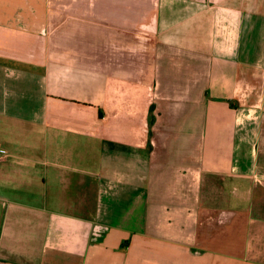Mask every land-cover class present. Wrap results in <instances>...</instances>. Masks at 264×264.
Wrapping results in <instances>:
<instances>
[{
	"label": "crops",
	"instance_id": "1",
	"mask_svg": "<svg viewBox=\"0 0 264 264\" xmlns=\"http://www.w3.org/2000/svg\"><path fill=\"white\" fill-rule=\"evenodd\" d=\"M84 1L0 0V264H264V0Z\"/></svg>",
	"mask_w": 264,
	"mask_h": 264
},
{
	"label": "rangeland",
	"instance_id": "2",
	"mask_svg": "<svg viewBox=\"0 0 264 264\" xmlns=\"http://www.w3.org/2000/svg\"><path fill=\"white\" fill-rule=\"evenodd\" d=\"M88 1L89 0H85L84 2H82L81 5H80L81 7H78L76 9H73V8L69 9L67 11L68 16H67V19H66L65 23L62 22L60 24H52V25H50L49 32L50 31L51 32H57L59 26H60V28H63V29L66 28L67 31L69 29H70L69 31H72L74 29V27L76 26L75 23L80 24V23H83L84 21H88L86 19V15L88 13ZM74 11H77V12L75 13ZM74 14H77V15H74ZM51 37H53V36L51 35ZM53 40L57 41V39H52V42H54ZM88 46H89L88 43H86V45L85 44L78 45L77 48H81L82 49V48L86 47L88 49Z\"/></svg>",
	"mask_w": 264,
	"mask_h": 264
},
{
	"label": "built area",
	"instance_id": "3",
	"mask_svg": "<svg viewBox=\"0 0 264 264\" xmlns=\"http://www.w3.org/2000/svg\"><path fill=\"white\" fill-rule=\"evenodd\" d=\"M6 157V155H3L2 153H0V160L4 159Z\"/></svg>",
	"mask_w": 264,
	"mask_h": 264
}]
</instances>
